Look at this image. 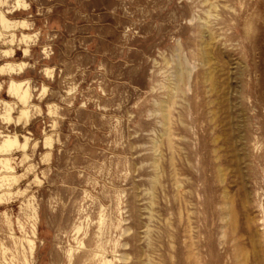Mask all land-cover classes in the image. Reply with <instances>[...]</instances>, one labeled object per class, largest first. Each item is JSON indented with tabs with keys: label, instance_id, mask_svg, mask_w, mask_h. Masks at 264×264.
<instances>
[{
	"label": "rangeland",
	"instance_id": "1",
	"mask_svg": "<svg viewBox=\"0 0 264 264\" xmlns=\"http://www.w3.org/2000/svg\"><path fill=\"white\" fill-rule=\"evenodd\" d=\"M20 1L32 105L27 157L0 164V264H264V0Z\"/></svg>",
	"mask_w": 264,
	"mask_h": 264
},
{
	"label": "bare ground",
	"instance_id": "2",
	"mask_svg": "<svg viewBox=\"0 0 264 264\" xmlns=\"http://www.w3.org/2000/svg\"><path fill=\"white\" fill-rule=\"evenodd\" d=\"M7 4L8 0H0V45H9V47L7 46L6 49H3L0 52V62H2L0 63V80L3 78L8 80L6 95L8 98H11V101L0 99V104L3 106V112L0 113V118L2 119L3 123L7 125L2 130H0V137L2 138V140L0 141V164L4 169L11 170L12 166L10 164V161L12 160V158H14L16 153H22L23 158L27 157L26 147H28L29 138L26 135H18L17 129L20 125L25 127V125L29 123L30 118L28 115V109L32 105L30 104L32 102L30 83L21 79V77L28 71L27 65H25L26 63L24 61L18 63L13 62L17 50H15L12 46H14L16 42L17 44H22L23 57L29 56L30 45H28V42L31 36L26 31L30 30L31 27L28 24L27 20H25L24 18V11L28 8V6L25 7V2L15 0L13 8L11 10L4 11L1 6H6ZM210 6L212 5L210 4ZM205 12L206 14H208L207 11ZM17 34H19V37ZM202 52V54L204 55L206 51L202 50ZM200 62L203 64L202 66H204L209 62V59L204 55L201 58ZM189 67L190 66L188 64H185L184 62L179 61L177 63L176 71L174 73V75L176 76V82L173 84V86H169L167 98L158 102L159 107L156 112L160 116L163 135L166 137L169 147H171L172 144L171 110L173 108V105L175 104L176 92L178 91V83L184 81V79L189 76V73L191 71ZM49 69L50 68H46L45 71L49 74V77H51L52 70ZM210 77L211 74L206 72L204 77H202V81L205 82L209 80ZM2 95L3 93L1 91L0 84V97ZM42 96H44V99L49 96L48 94L45 95L44 88L42 89ZM17 109L19 110V112L17 114V117L14 118L12 116V113ZM38 112H40L39 107ZM20 137L22 140H20ZM43 143L45 148H50L52 146V138L50 137V135H45ZM154 163L156 165V161ZM14 180L15 177L13 175L5 174L0 176V205L5 203V200H3V196L11 194L10 191L4 190L5 185L9 190ZM176 185H180V182L176 181ZM230 205L231 201L230 199H227L224 204L227 212L222 217V219L227 220L232 218ZM240 253L241 251L237 253V256H239Z\"/></svg>",
	"mask_w": 264,
	"mask_h": 264
},
{
	"label": "clouds",
	"instance_id": "3",
	"mask_svg": "<svg viewBox=\"0 0 264 264\" xmlns=\"http://www.w3.org/2000/svg\"><path fill=\"white\" fill-rule=\"evenodd\" d=\"M25 7H27V5H25Z\"/></svg>",
	"mask_w": 264,
	"mask_h": 264
}]
</instances>
